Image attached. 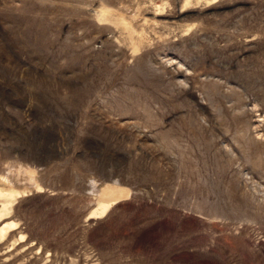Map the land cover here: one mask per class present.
<instances>
[{
	"label": "rangeland",
	"instance_id": "obj_1",
	"mask_svg": "<svg viewBox=\"0 0 264 264\" xmlns=\"http://www.w3.org/2000/svg\"><path fill=\"white\" fill-rule=\"evenodd\" d=\"M1 194L0 264H264V0H0Z\"/></svg>",
	"mask_w": 264,
	"mask_h": 264
},
{
	"label": "bare ground",
	"instance_id": "obj_2",
	"mask_svg": "<svg viewBox=\"0 0 264 264\" xmlns=\"http://www.w3.org/2000/svg\"><path fill=\"white\" fill-rule=\"evenodd\" d=\"M2 194L0 195V199H2L1 201L3 202V211H1V212L3 213V215H5V214H7V212H10L9 210H10V206H11V204H10L11 201L9 200L10 201V203H9L7 197L2 196ZM9 204H10V206H9ZM13 226H15V225H13V224H10V225L5 224L4 226H2L0 228V238L6 237L7 234L10 232L9 230L12 229Z\"/></svg>",
	"mask_w": 264,
	"mask_h": 264
}]
</instances>
